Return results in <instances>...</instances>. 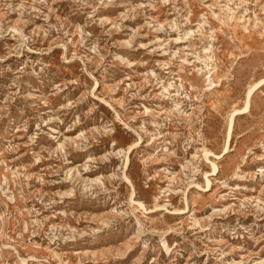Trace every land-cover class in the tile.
<instances>
[{
    "label": "rangeland",
    "instance_id": "rangeland-1",
    "mask_svg": "<svg viewBox=\"0 0 264 264\" xmlns=\"http://www.w3.org/2000/svg\"><path fill=\"white\" fill-rule=\"evenodd\" d=\"M0 264H264V0H0Z\"/></svg>",
    "mask_w": 264,
    "mask_h": 264
}]
</instances>
